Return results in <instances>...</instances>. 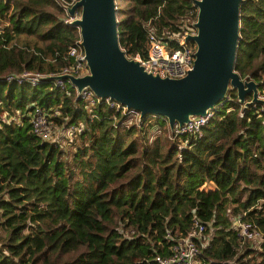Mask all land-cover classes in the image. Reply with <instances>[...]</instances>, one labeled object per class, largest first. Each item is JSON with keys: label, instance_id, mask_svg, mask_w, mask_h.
<instances>
[{"label": "trees", "instance_id": "trees-1", "mask_svg": "<svg viewBox=\"0 0 264 264\" xmlns=\"http://www.w3.org/2000/svg\"><path fill=\"white\" fill-rule=\"evenodd\" d=\"M72 1L0 0V264H157L193 217L204 225L194 239L199 264H264L261 104L243 107L229 88L200 136L171 137L160 116L88 105L46 77L69 63L65 50L78 38ZM114 5L130 56L146 54L148 29L166 39L196 12L191 0ZM238 14L233 69L264 92V0H240ZM21 70L40 73L37 84L3 80ZM33 104L77 129L63 142L40 139L29 130ZM238 213L257 242L237 235Z\"/></svg>", "mask_w": 264, "mask_h": 264}, {"label": "water", "instance_id": "water-1", "mask_svg": "<svg viewBox=\"0 0 264 264\" xmlns=\"http://www.w3.org/2000/svg\"><path fill=\"white\" fill-rule=\"evenodd\" d=\"M195 6V33L184 40L194 42L192 65L178 77L146 72L128 57L117 39L114 0H74L66 6L71 23L78 29L87 72L82 75L59 73L50 79L69 81L79 92L87 87L100 98L114 99L134 108L138 119L152 114L166 119L169 128L181 125L192 115L224 100L229 88L235 90L242 106L260 103L257 83L241 78L233 69L238 37L240 0H191ZM250 95L248 99L245 96ZM235 223V221H234Z\"/></svg>", "mask_w": 264, "mask_h": 264}, {"label": "built area", "instance_id": "built-area-1", "mask_svg": "<svg viewBox=\"0 0 264 264\" xmlns=\"http://www.w3.org/2000/svg\"><path fill=\"white\" fill-rule=\"evenodd\" d=\"M77 12V11H76ZM74 15L68 14V20L71 21ZM195 33V27L193 21L190 25H185L178 33H170L164 39L162 36L156 35L151 29L147 30L146 40V54L140 56L138 53L128 57L134 58L138 61L142 68L146 72L157 73L160 76L178 77L183 75L187 69L192 65L193 51L195 44L192 41L184 40L186 34ZM169 41H176V45H170ZM65 56L69 59V63L62 66L60 70L53 74L68 73L71 75H82L87 72V65L85 63L84 54L81 45L79 44V35L73 43L67 46L65 50ZM40 73L32 72L28 70H21L19 72H8L3 76L5 82L15 81L28 82L31 85H35L38 82ZM55 85L63 87L65 84H70L69 81H63L61 79H51ZM73 87V86H72ZM75 95L86 101L88 105H92L99 101H103L108 107L113 108L120 113L127 114L138 119V111L134 108H127L124 104L110 99L108 97L100 98L95 95L93 91L87 87L81 89L79 92L76 91ZM256 96L264 99V92L260 89L256 90ZM230 98L229 91L225 93L224 99ZM256 102H253L254 104ZM261 108L264 109L261 104ZM212 108L206 110L204 114L192 115L188 121L177 125L174 123L172 128L168 127V135L174 136L180 133L192 132L196 136H200L202 133V126L208 121L212 115ZM241 114V112H239ZM29 130L31 133L36 135L42 140H50L54 142H63L64 138L70 137L77 126L74 123L64 124V120L60 124H54L52 120L48 118L47 112L44 111L40 106L33 104L29 111ZM68 132L65 136L64 130ZM59 130L57 136L56 131ZM62 136H64L62 138ZM65 138V139H66ZM242 213H238L232 217L233 228L236 230L237 235L241 238L250 239L257 242L260 233L254 229L250 222L241 217ZM235 221V223H234ZM204 229V225L197 218H192V226L185 235L176 237L175 239L167 233L166 237L173 239L169 251L166 254H156L154 260L157 264H199L200 258L198 256V246L195 238H198L200 232Z\"/></svg>", "mask_w": 264, "mask_h": 264}, {"label": "rangeland", "instance_id": "rangeland-1", "mask_svg": "<svg viewBox=\"0 0 264 264\" xmlns=\"http://www.w3.org/2000/svg\"><path fill=\"white\" fill-rule=\"evenodd\" d=\"M74 16H78V11L75 12ZM233 91H234V93H235V90H234V89H233ZM234 97H235V96H234ZM235 99H236V97H235ZM239 103H240V102H239ZM240 104H241V106H242V103H240ZM57 133H59V130L55 132L56 135H57ZM167 133H168V130H167L166 134H167ZM63 135H65V136L68 135V132L66 131V129L64 130V134H63ZM57 136H59V135H57ZM167 136H169V135L167 134ZM169 137H171V136H169ZM252 242H253V241H252ZM256 245H257V243L254 244V246H256Z\"/></svg>", "mask_w": 264, "mask_h": 264}]
</instances>
